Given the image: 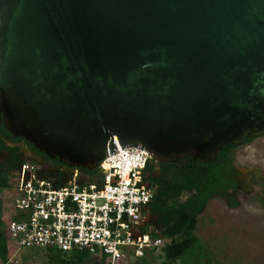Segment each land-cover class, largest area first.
Segmentation results:
<instances>
[{
    "label": "water",
    "instance_id": "water-1",
    "mask_svg": "<svg viewBox=\"0 0 264 264\" xmlns=\"http://www.w3.org/2000/svg\"><path fill=\"white\" fill-rule=\"evenodd\" d=\"M0 116L67 167L213 162L264 135V0H0Z\"/></svg>",
    "mask_w": 264,
    "mask_h": 264
},
{
    "label": "built area",
    "instance_id": "built-area-1",
    "mask_svg": "<svg viewBox=\"0 0 264 264\" xmlns=\"http://www.w3.org/2000/svg\"><path fill=\"white\" fill-rule=\"evenodd\" d=\"M153 163L146 152L122 148L98 161L96 183H77L78 167H69L72 175L59 183L42 176L44 167L22 164L9 179L14 214L6 231L13 253L81 252L99 264H121L157 249L166 240L144 210L153 197L144 169Z\"/></svg>",
    "mask_w": 264,
    "mask_h": 264
},
{
    "label": "rangeland",
    "instance_id": "rangeland-1",
    "mask_svg": "<svg viewBox=\"0 0 264 264\" xmlns=\"http://www.w3.org/2000/svg\"><path fill=\"white\" fill-rule=\"evenodd\" d=\"M231 163L241 184L233 194L237 207L229 208L225 197L213 196L207 200L196 216L193 233L201 252L192 247L182 257L169 262L160 251L162 244L141 258L129 257L121 264H264V135L236 146L231 151ZM9 179L8 187L0 189V221L4 232L9 215L14 214ZM6 236L10 250L5 264H70L72 255L81 253L60 255L36 248H21L11 253L13 245ZM77 264L99 263L94 257L85 256Z\"/></svg>",
    "mask_w": 264,
    "mask_h": 264
},
{
    "label": "trees",
    "instance_id": "trees-1",
    "mask_svg": "<svg viewBox=\"0 0 264 264\" xmlns=\"http://www.w3.org/2000/svg\"><path fill=\"white\" fill-rule=\"evenodd\" d=\"M253 138L249 137L246 143ZM235 147L232 145L223 147L210 163H200L185 157L173 163L154 162L145 166L144 180L153 188V197L144 210L150 223L166 240L160 251L169 262L182 257L192 247H197L201 252V246L193 233L196 216L208 199L213 196L225 197L229 208L237 207L233 194L241 188V184L231 163V151ZM7 182L8 176L0 173V189L7 188ZM6 235L7 231L5 229L4 232L0 221L1 264H5L9 258L7 251L10 250V246ZM48 252L63 254L58 251ZM85 256H87L85 253L74 254L69 262L77 264Z\"/></svg>",
    "mask_w": 264,
    "mask_h": 264
},
{
    "label": "flooded vegetation",
    "instance_id": "flooded-vegetation-1",
    "mask_svg": "<svg viewBox=\"0 0 264 264\" xmlns=\"http://www.w3.org/2000/svg\"><path fill=\"white\" fill-rule=\"evenodd\" d=\"M30 144L20 137L12 136L2 126L0 116V173L12 177L14 171L24 163H35L44 167V178L63 182L72 175V170L57 162L56 159L46 158L43 153L36 152ZM82 179L89 178L98 180L99 171L94 168L85 170L77 168Z\"/></svg>",
    "mask_w": 264,
    "mask_h": 264
}]
</instances>
